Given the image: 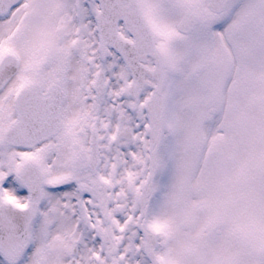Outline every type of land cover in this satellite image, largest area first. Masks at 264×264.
Segmentation results:
<instances>
[{"label": "snow or ice", "instance_id": "snow-or-ice-1", "mask_svg": "<svg viewBox=\"0 0 264 264\" xmlns=\"http://www.w3.org/2000/svg\"><path fill=\"white\" fill-rule=\"evenodd\" d=\"M0 264H264V0H0Z\"/></svg>", "mask_w": 264, "mask_h": 264}]
</instances>
